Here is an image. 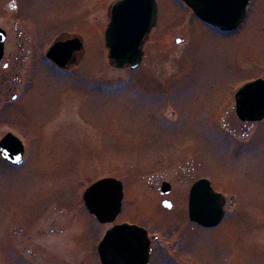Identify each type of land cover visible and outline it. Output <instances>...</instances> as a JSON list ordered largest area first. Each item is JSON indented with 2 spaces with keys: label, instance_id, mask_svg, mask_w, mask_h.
<instances>
[{
  "label": "rangeland",
  "instance_id": "obj_1",
  "mask_svg": "<svg viewBox=\"0 0 264 264\" xmlns=\"http://www.w3.org/2000/svg\"><path fill=\"white\" fill-rule=\"evenodd\" d=\"M88 1L0 0L8 31H28L11 10L20 4L37 44L77 33L86 48L80 71L57 78L60 94L42 100L38 91L26 118L12 124L39 145L22 170L0 163V264H99L98 243L127 222L163 241L153 264H264V123H243L234 110L235 90L264 79V0L229 36L179 0H159V26L134 73L111 66L105 47L116 0H96L95 17L82 22ZM59 98L64 113L51 121ZM111 176L127 185L126 207L116 223L101 225L83 194ZM201 177L227 199L217 229L189 220L187 193ZM166 179L174 184L170 211L160 194Z\"/></svg>",
  "mask_w": 264,
  "mask_h": 264
},
{
  "label": "water",
  "instance_id": "obj_2",
  "mask_svg": "<svg viewBox=\"0 0 264 264\" xmlns=\"http://www.w3.org/2000/svg\"><path fill=\"white\" fill-rule=\"evenodd\" d=\"M205 24L220 28L223 32H233L246 17L249 0H183ZM158 5L156 0H122L115 3L112 19L106 33L109 59L117 69L132 67L135 69L142 62L144 45L157 24ZM180 39L177 44H182ZM78 40L71 42L78 48ZM69 44L56 43L50 54L52 59L65 58ZM260 92V93H259ZM259 93L256 100L255 94ZM244 99L250 98L254 105H239V116L244 121H261L264 119V81L247 86L239 93ZM251 99H253L251 101ZM252 115L253 117H246ZM12 162L11 158H7ZM14 161V160H13ZM15 162V161H14ZM110 188H115L114 195H107ZM118 191H117V190ZM169 192V190H166ZM85 201L89 210L102 223L114 222L121 212L122 185L115 180H104L88 190ZM169 209L170 203H165ZM226 199L213 191L207 180L198 182L192 189L190 197V219L206 229H214L223 221ZM109 207V208H108ZM111 207V208H110ZM111 213H106L110 211ZM103 264H148L150 243L146 232L136 226H117L111 230L100 247Z\"/></svg>",
  "mask_w": 264,
  "mask_h": 264
},
{
  "label": "flooded vegetation",
  "instance_id": "obj_3",
  "mask_svg": "<svg viewBox=\"0 0 264 264\" xmlns=\"http://www.w3.org/2000/svg\"><path fill=\"white\" fill-rule=\"evenodd\" d=\"M255 1L256 0H251L250 2L247 19L250 16L251 8L252 6H254ZM88 6L89 8L84 7L83 9L81 15L82 22L83 19H86L87 15L90 16V19L92 17H95L96 9H97L96 0H89ZM11 10L12 11L16 10L15 12L16 22L22 23L24 27H26V29L28 30L26 32L17 31V35H16L15 33H12L8 31L6 28L0 26V28H2L6 32V40L4 43L2 53H1V37H0V163L5 165L4 167L6 169H8L9 167L12 170L16 171V170H22L25 167V165L27 164V153L29 149L31 148L32 150L34 143L35 145H39V142L35 140L33 143V141L28 136H25L20 129L15 128L14 126H12V124H15V121L17 119L22 121L24 118H26V116L28 115L30 104L33 101H35V99L38 97V91L42 93V97H43L42 100H44V97H46V94L48 92H50L49 93L50 95L48 94L47 96L49 98H52L51 95H53V91H55L57 95L60 94L56 90V88L57 89L59 88L58 86L59 82L63 85L62 82L64 81L58 80L57 78L60 79L59 75L61 77H67V76L70 77V75H66V74H72V73L75 74L80 71L81 63H79V58H81V55L84 54L86 48H85L84 38L77 33H72V35H67V34L65 35L62 32L63 34L57 37L54 42L43 45L42 43L37 44L36 41L33 40V38L35 37L32 36L30 32L31 29L29 27V18L23 16L26 8H24L22 11L20 4L19 5L14 4L12 5ZM110 14H111V9L109 12L108 24L110 21ZM159 19H160V10H159ZM26 34H28V36L23 38V36H26ZM52 34H51V39L53 38ZM223 35L229 36L232 34H228V35L223 34ZM74 40H78L82 42L83 47H79L78 50L74 47L72 48V50L74 51L72 55V59L70 60L72 64L69 65L68 71H66L62 68H59L49 59L48 51L51 48V46L56 42H71ZM47 73H51L53 77L56 79L54 80H52L51 78L47 79L44 75ZM41 82H44V84L41 85L40 84ZM83 87L84 86H79V88L81 89ZM241 88H238L236 91H239ZM32 94H34V96H32ZM235 95H234L235 113L241 122L246 123L242 121L240 116L238 115L237 112L238 101ZM30 99L32 100L30 101ZM60 100L61 101L58 104V107L56 105V107L58 108V113L54 114L51 121H53L60 114V111L61 112L63 111L64 113V108L61 109L59 107V105L62 104V98ZM246 102L249 103L250 105L256 104L255 101H252L253 104L250 102V100ZM38 110L41 111V108H38ZM172 115L173 114L171 113L170 117ZM246 117L249 118L253 116L248 115ZM45 135L47 136V133H45ZM6 156H9L12 160H14L15 164L7 161ZM158 167H160L159 169L160 171L162 169V166H158ZM168 167H170V165ZM104 178L117 179L116 177L113 176L104 177ZM202 178L204 177H201L199 179L197 178L196 181H194V183L192 184L191 188L198 180ZM118 181L123 183L125 195H127V191H126L127 185L122 180H118ZM165 184L167 185L165 186ZM173 185L174 184L170 179H166L161 182L160 194L162 197H165L162 203L164 209H165V203H171V205H173V203L168 200V198L173 193V188H174ZM164 188L167 190L169 189V192H166ZM191 188L188 190L187 193L188 198L190 196ZM85 210L86 213H88L86 207ZM162 236L163 239H165L164 235ZM151 240L153 243L152 244L153 253L151 258V264H152L153 258L155 257L156 252L158 251V249H156L155 246L159 244L161 245V247H163L164 244L163 241L160 240V238L158 236H155L154 234H151ZM166 245L168 247V244Z\"/></svg>",
  "mask_w": 264,
  "mask_h": 264
},
{
  "label": "bare ground",
  "instance_id": "obj_4",
  "mask_svg": "<svg viewBox=\"0 0 264 264\" xmlns=\"http://www.w3.org/2000/svg\"><path fill=\"white\" fill-rule=\"evenodd\" d=\"M26 166V165H25ZM223 224V223H222ZM221 227V226H220Z\"/></svg>",
  "mask_w": 264,
  "mask_h": 264
}]
</instances>
